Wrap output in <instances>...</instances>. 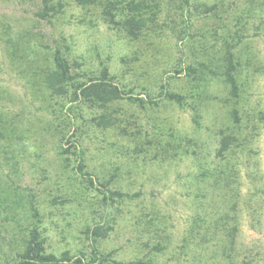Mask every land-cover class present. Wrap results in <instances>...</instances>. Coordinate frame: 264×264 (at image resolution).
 <instances>
[{"label":"rangeland","instance_id":"1","mask_svg":"<svg viewBox=\"0 0 264 264\" xmlns=\"http://www.w3.org/2000/svg\"><path fill=\"white\" fill-rule=\"evenodd\" d=\"M158 1L159 31L144 41L130 42L108 27L97 6L83 8L75 0H51L61 6L45 21L35 16L40 0H0L4 134L0 138V264L13 260L20 248L21 228L30 222L31 200L42 220L48 252L67 251L71 256L89 252L83 231L91 224L96 205L73 166L78 155L96 186L104 181L131 196L113 210L112 229L99 242L101 252L110 253L112 259L148 258L151 254L142 246L147 241L161 244L156 264H264V0H216L218 14L232 18L231 33L240 35L228 40L234 46L236 97L228 94L221 65L205 61L216 74L204 69L205 79L197 82L173 71L180 55L169 21L175 0ZM210 20L194 21L206 46L213 42ZM55 49L70 62H82L81 69L106 66L114 81L132 88L134 94L142 88L157 90L168 76L169 89L180 93L185 103L161 101L139 107L125 100L116 102L120 117L135 121L130 128L139 130L136 138L91 126V115L84 110L85 119L75 131L76 125L67 123L68 109L53 112L60 100L44 83ZM201 94L198 104L195 97ZM220 130L234 136L227 152L237 172L232 183L238 192L234 199L226 194L222 180L195 177L201 165L216 164ZM72 133L75 137H69ZM61 134L74 142L68 145L70 165L60 154ZM184 137L196 141L195 149L182 146ZM148 138L162 144L145 150L146 154H133L134 144ZM168 141L172 144L165 147ZM163 147L170 152L163 154ZM223 217L238 226V250L230 255H217L214 245L218 236L211 223ZM145 224L156 234L147 233ZM205 230L208 233L203 236Z\"/></svg>","mask_w":264,"mask_h":264},{"label":"trees","instance_id":"2","mask_svg":"<svg viewBox=\"0 0 264 264\" xmlns=\"http://www.w3.org/2000/svg\"><path fill=\"white\" fill-rule=\"evenodd\" d=\"M75 2L83 8L86 6L99 7L100 16L108 27L130 42L144 41L145 37L152 36L156 31H159L156 21H158V12H160L161 5L158 0H75ZM218 4L216 0L212 4L196 0H175V6H173L171 16L169 15V21L172 22V31L178 41L180 55L179 63L174 65L173 71L197 82L205 79L204 69L211 75L216 74L215 69L209 68L205 61L221 65L222 71L220 74L228 85V94L230 97H236L238 86L234 52L232 50L234 46L228 40L230 36L233 39L234 37H240V35L237 31L231 33L229 24L232 18L220 16L218 14ZM60 6L59 2L55 4L51 3V0H40L35 16L39 20L47 21L59 10ZM222 11H225L224 8ZM207 18H211L209 35L213 38V42L208 46L205 44L207 42L205 36L201 35V27L195 25L194 22L205 21ZM214 42H220V45L216 47ZM82 65L83 63L77 60L70 62L59 49H55L52 53V66L48 67L44 73L46 88L52 96L60 100L53 112L56 113L58 110L61 113L64 108L68 109L71 116H69V113L67 114V123L73 125V128L76 125L75 131L79 129L77 123L85 119L81 112L84 110L91 115L88 119L91 126L101 130L114 129L122 137L136 138L139 130L130 128L135 121L132 122L127 120L126 117H120L122 113L114 106L116 102L125 100L139 107L158 105L161 101L174 102L178 105H184L185 103L184 97L180 93L169 89L170 77L168 76L160 81L157 90L152 91L142 88L140 93L134 94L132 88L125 89L124 85L115 82L106 66L99 69H81ZM195 98L198 104H201L202 94L197 95ZM231 117L235 124L237 122L235 109L232 110ZM2 124L0 123V138L4 137ZM69 137H75V134L72 133ZM69 137L61 134L59 139L60 154H65L64 161L66 165H70L71 162L68 156L70 152L68 145L74 143L69 141ZM233 137L220 130L219 146L215 150L216 164L211 165V167L201 165L196 172L197 174H195L198 181H204L209 176L214 182L222 180L224 186L227 187L226 194L230 195L231 199L237 198L238 195L236 188H232V183L236 178L235 173H237L235 163L227 156ZM181 141L184 144L183 147L188 146L195 149L194 147L197 146L196 141H192L190 138L184 137ZM161 144L160 141L156 142V140L152 141L148 138L134 144L132 153L144 152L146 154L148 151L145 150ZM171 144L168 141L165 147ZM71 145L75 147V144ZM165 147L161 148L163 149L162 153L168 154L170 150ZM193 152L195 153V150ZM73 166L77 173L83 177L85 191L90 193L91 197H95L96 206L91 210L92 222L83 231L89 240V252L78 251L76 256H71L67 251L62 252L60 255L48 252L45 246L46 238L42 234L44 232V228L41 226L42 220L31 200L30 222H27L26 226L21 228V237L23 238L21 239L20 248L15 251L13 260L6 262V264H156L157 252L162 250L161 244L150 245L147 241L144 242L142 246L149 250L148 252L151 255L146 259L138 258L126 262L112 259L110 253L101 252L99 242L106 239L112 229L109 221L113 210L118 209L120 202L125 198H131V196L117 189H111L104 181L98 182V186H96L93 178L88 176L82 156L75 157ZM61 201L65 202V199ZM234 201L233 207L235 208L237 200ZM226 217L229 218L227 215ZM233 217L235 219L234 215ZM223 219L224 217L211 223L214 234L218 236L214 245L216 246L217 255H230L238 250L236 243L238 226L236 223L230 224L231 219L229 221ZM144 229L149 234H156V231L149 225L145 224ZM205 231L202 234L203 236L208 233V230ZM200 238L202 237L200 236ZM197 242H199L198 239Z\"/></svg>","mask_w":264,"mask_h":264}]
</instances>
